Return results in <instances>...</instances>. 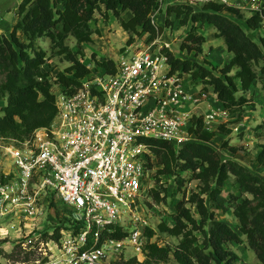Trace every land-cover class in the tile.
<instances>
[{
    "label": "trees",
    "instance_id": "trees-1",
    "mask_svg": "<svg viewBox=\"0 0 264 264\" xmlns=\"http://www.w3.org/2000/svg\"><path fill=\"white\" fill-rule=\"evenodd\" d=\"M158 2L21 0L17 5L18 19L13 29L9 35L0 33V139L13 138L18 142L29 139L35 129L48 126L56 116V94L51 90L50 73L43 67L47 51L37 44L39 38H48L57 54H64L71 62L65 71L56 75L55 82L64 93L72 94L81 85V79L92 72L80 56L83 45L92 42V35L100 32L91 26L95 13L117 17L129 33L127 43L130 44L135 34L147 32L156 38L164 32L166 25L153 23L150 16ZM198 6H201L200 10H195ZM125 10L131 13L128 19L121 15ZM166 15V23L170 22L172 15L181 24L192 23L181 43V49L188 53H201L206 41V36L197 31V22L209 23L215 29V35L223 37L232 57L221 66L206 59L201 62L181 58L169 49L165 50L171 66L170 74H188L191 81L201 83L203 88L211 86L217 100L224 110L231 113L233 120L222 122L212 130L206 127L203 114H194L189 126L192 138L185 143L177 145L165 139H144L155 157V161H149L147 165L155 168L157 185L171 177L177 190L182 192L170 222L163 220L158 223L160 232L179 240L174 245L161 246L152 240L156 229L147 226L142 249L144 259L134 257L123 264H235L239 255L227 247L232 242L245 244L264 264V177L234 158H222L212 144L218 134L227 136L232 132L227 126L242 121L246 107L254 108L256 99L254 93H249L250 88L259 84L264 92V35L258 40L251 38L237 21L243 20L248 29H258L264 20V8L245 16L239 8L222 2L209 1L197 6L170 3L166 7ZM69 36L76 39L75 51L65 42ZM97 64V68L107 72L115 70L112 58L97 60ZM262 127L264 123L256 129ZM258 146L256 161L264 166V142ZM221 148L232 153L238 150L228 140L222 141ZM191 181H196L193 188L188 187ZM227 181L237 185L240 193L230 191L226 196L222 187ZM149 192L157 201L161 200L162 190L153 186ZM227 210H232L236 228L217 218V211ZM109 225L112 230L104 233V237L121 238L127 234L121 225ZM68 227H73V232L77 233L83 225L78 223ZM63 228L59 226L52 232L46 230L40 233V238L48 236L47 240L57 242ZM16 243L26 254L34 255L32 259L25 256L23 262L47 258L36 250L23 248L21 241ZM93 244L95 240L89 234L87 246Z\"/></svg>",
    "mask_w": 264,
    "mask_h": 264
},
{
    "label": "built area",
    "instance_id": "built-area-1",
    "mask_svg": "<svg viewBox=\"0 0 264 264\" xmlns=\"http://www.w3.org/2000/svg\"><path fill=\"white\" fill-rule=\"evenodd\" d=\"M209 1L244 3L251 12L264 7L262 0L169 4ZM164 2L159 0L151 19ZM114 61L113 72L97 68L72 94L60 88L53 121L35 129L31 138L5 147L13 169L0 181V218L32 220L43 212L41 196L52 192L72 209L74 224L83 225L77 233L64 227L57 242L43 241L38 232L21 238L23 248L47 256L29 264H112L111 253H120L126 245L142 252L149 224L137 202L153 187L155 169L147 165L155 157L144 139L181 145L192 138V114L185 105L198 99L188 92L183 76L170 74L165 49L124 52ZM213 118L205 114V124ZM122 206L130 214L127 223L121 219ZM111 223L127 234L104 237ZM89 234L95 240L90 247Z\"/></svg>",
    "mask_w": 264,
    "mask_h": 264
},
{
    "label": "rangeland",
    "instance_id": "rangeland-1",
    "mask_svg": "<svg viewBox=\"0 0 264 264\" xmlns=\"http://www.w3.org/2000/svg\"><path fill=\"white\" fill-rule=\"evenodd\" d=\"M169 1L172 0H165L161 11L159 13H153L152 15V19L155 24L166 25L164 32L156 38H152L147 32L135 34L133 41L130 44L127 43L129 33L123 29L117 17H115L113 14H108L105 17L102 13L97 11L95 13L94 19L91 21L93 26L96 27L98 22H100V26L102 27H111L107 34L101 35V33H99V35H97L103 36L98 39L96 43L105 46L104 49L106 50L104 53L106 57L118 58L124 52L139 51L148 49L150 47H154L155 49H169L176 56L181 58H189L192 60H199L201 62L206 59L212 63L214 58L220 57L222 50L220 48L221 45L219 41L223 42V38L217 37L213 34L214 28L212 25H209V23L197 22L196 24L197 31L204 34L208 38L207 42L205 41L202 46L203 50L201 53H188L186 50L181 49V43L184 37L188 34L192 23L189 22L187 24H181L180 20L174 15L170 16V22L166 23V7L170 5ZM18 3L19 0H0V21L5 16L12 15L13 10L17 7ZM236 3L237 2H233L231 5L239 8L245 16L251 14V10L248 8V5L244 3ZM200 8L201 6H198L195 8V10H200ZM122 15L125 19L128 18V13H123ZM237 21L243 26L251 38L258 40L259 36L264 35V20L262 26L258 29H248L245 26L243 20L239 19ZM65 42L70 47L75 44L77 47L76 39L73 36H69ZM37 44L45 48L47 51V60L43 67L45 71L50 73L49 77L52 83L51 90L56 94L60 91V87L55 82V77L59 72L65 71L71 62L65 58L64 54H57V49L51 45L48 38L41 39L40 43ZM88 47L89 49L90 47L97 49V47L95 45L93 46V44H89ZM87 52H89V50H87V48L85 50L84 48L80 58L82 59L83 63H85L90 68L92 73H94L98 70V59H96V55L98 54L96 52L88 54ZM88 56H90V59L87 58ZM185 81H188L191 84L196 83L191 80H187V78ZM255 114H258L259 116L262 115L258 118L260 119L258 121L262 122L263 120L261 119L264 118V105H262V107H256ZM240 122L238 124H230V126L234 125V127H238ZM253 124L256 125L257 122H254ZM254 125L243 130L239 128L233 131V135L230 136L218 134L212 140V144L219 150L222 158L225 159L227 157H231L241 163H244V165L249 164L250 169L264 177V166L259 165L256 161V151L259 149L258 145L264 142V127L261 129H256L258 125ZM208 126H214V129L218 127V125L215 124H208ZM227 127H229V125ZM224 140H228L229 143L237 146V152L232 153L227 149H222L221 143ZM12 144L18 145L19 142L13 138L0 140V181L3 179L5 172L13 169L12 159L5 150V147ZM183 174L187 175L185 173ZM160 179L161 178H159V180ZM150 183L153 184V186L158 190H162L160 194L161 200L157 201L151 192H149L148 195H144L138 200L137 203L139 204L137 208L139 209L140 215L145 218L149 226L156 229V235L152 238V240L156 241L161 246H165L166 244L174 245L178 242L179 238L160 232L158 230V223L163 220L170 222V216L175 210L174 207L176 202L182 197V192L177 190L175 181L171 177H167L164 182L159 181L157 185V180L154 176ZM195 184L196 181H191L188 183V187L193 188L195 187ZM163 189L165 191H163ZM222 190L226 196H228L230 191H233L236 194L240 193L239 187L230 181H227L224 184ZM39 202L43 206V212L40 214V216L32 220L27 219L22 221L17 216L15 218H0V241H3L0 245V264H29L27 261L23 262L22 259L25 256L32 259L34 255L26 254L16 243L21 241V238L24 239L28 234L37 232L40 234L46 230L52 232L54 228L59 226L68 227L75 225L72 219V209L62 203L57 198L56 194L48 192L47 194L41 196ZM121 212L123 214L121 219L123 221L126 220L127 223V219L130 217V214L125 210L124 206L121 207ZM216 216L221 220L227 221L232 227L236 228L237 221L232 210H227L226 212L217 211ZM43 239L47 240L48 236ZM227 247L234 250L239 255V258L235 264H261L256 258L254 252L247 248L245 244L232 242L227 244ZM134 257H139L141 260L144 259L142 252H138L133 246L126 245L120 253H111L110 261L112 264H123L124 261L130 260Z\"/></svg>",
    "mask_w": 264,
    "mask_h": 264
},
{
    "label": "crops",
    "instance_id": "crops-1",
    "mask_svg": "<svg viewBox=\"0 0 264 264\" xmlns=\"http://www.w3.org/2000/svg\"><path fill=\"white\" fill-rule=\"evenodd\" d=\"M20 1L21 0H19V2ZM262 2L264 3V0H262ZM16 9H17V7L13 10L12 15H7L0 21V33H4L6 35H9L11 30L13 29L15 22L18 19ZM123 13L124 14L128 13V15H127L128 18L131 16V13L129 10H125L122 12V14ZM122 17H123V15H122ZM112 23H113V21H112ZM91 26L93 27V29H99V31H100L99 33H101V35L107 34L109 29H111L110 26H104V27L100 26V22H98V25L96 27H94L92 23H91ZM99 33H94L92 35V42L85 43L83 45V49L85 48V50H86V48H87V50H89V52H87L88 54H91L92 52H96L98 54V55H96V59L102 60L106 57V55L104 53L106 49H104L105 46H102V45L96 43L98 39L103 37V36H97V35H99ZM213 34L215 35V29H214ZM221 38H223V37H221ZM41 39H44V38H39L37 40V43H40ZM207 40H208V38L206 37V42H207ZM219 43L221 45L220 48L222 50V54L220 57L214 58V61H212V63L214 65L221 66L231 59L232 54L230 52L226 51L227 48H226L224 39H223V42L219 41ZM89 44H93V46L95 45L97 47V49H95L93 47H90V49H89V47H88ZM75 45H72V47H71L72 50H74V51L77 50V47ZM75 47H76V49H75ZM87 58L90 59V56H88ZM109 58H112V57H109ZM112 59L116 60L117 58H112ZM186 78H187V80H191V77L188 74L183 75V81H184V84L186 85L188 92L193 94L198 99L194 103L185 105V108L188 109L192 115H194V114L205 115L207 113L213 114L214 118L212 120H210L209 124H215V125H219V123H221V122H225V121L227 122V121L233 120L231 113L227 110H224L221 102L219 100H217L216 95L213 92V89L211 86H209L208 88L205 89V88H203V85L201 83L197 82V84L196 83L191 84L190 82L185 81ZM249 93H254V95H255L256 104H255L254 108H251L249 106L245 108L243 120L240 122L238 127L235 126L236 127L235 128L234 125L230 126V124H229V128L232 129V132L227 136L233 135V131H235L239 128L241 130H243V129H247L250 126L252 127L254 125L253 124L254 122H257L256 125L264 123L263 117H262L263 119H261V120H263L262 122L258 121V120H260L258 118L261 117L262 115L260 114L261 116H259L258 114L257 115L255 114L256 107H260V106L262 107V105H264V92L260 88V85L257 84V85H253L250 88ZM256 125H254V126H256ZM206 127L208 129H212V130L214 129V126L209 127L208 124H206ZM230 144L232 145V143H230ZM257 153H258V151H256V154ZM246 165H248V167H249V164H246Z\"/></svg>",
    "mask_w": 264,
    "mask_h": 264
}]
</instances>
